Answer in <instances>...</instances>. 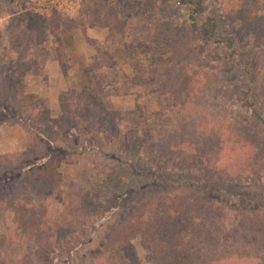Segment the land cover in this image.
<instances>
[{"label":"rangeland","instance_id":"374dc122","mask_svg":"<svg viewBox=\"0 0 264 264\" xmlns=\"http://www.w3.org/2000/svg\"><path fill=\"white\" fill-rule=\"evenodd\" d=\"M106 1L100 6L102 19L120 13L125 43L136 52L134 67L122 52L121 38L86 14L87 7L96 9L93 1L83 0L79 9L67 6V0H0V250L9 251L5 262L106 264L111 239L175 189L201 201V218L182 229L181 241L194 260L236 256L259 261L264 255V169L262 177L251 170L253 151L243 160L225 162L233 174L247 171L240 177L207 174L211 169L201 159L162 162L156 154L166 141L155 140L159 136L153 131L158 113L187 103L190 112L173 115L170 126L193 131L194 123L234 121L231 128L264 151V125L243 101L251 87L264 88V0H188L201 6L194 14L196 32L189 31L190 12L179 0ZM243 4L247 13L232 19L235 24L227 20ZM166 23L169 33L163 31ZM210 37L236 40L235 46L214 44ZM108 41L114 45L106 53ZM144 45L157 52H142ZM116 49L122 56L119 65H112ZM234 51H252L259 85L245 74L239 56L222 62ZM182 80L187 90L194 86L193 95L185 92ZM94 91L104 99L102 105L90 97ZM175 91L180 100L174 99ZM245 161L248 167L241 166ZM40 221L72 227L67 251L60 256L52 250L54 261L50 248L36 244L43 233L32 227ZM42 232L48 237L47 230ZM13 234L19 237L14 245L3 244ZM132 243L139 264H154L140 240ZM171 247L168 243V256ZM69 248L73 255L66 258Z\"/></svg>","mask_w":264,"mask_h":264},{"label":"trees","instance_id":"16d2710c","mask_svg":"<svg viewBox=\"0 0 264 264\" xmlns=\"http://www.w3.org/2000/svg\"><path fill=\"white\" fill-rule=\"evenodd\" d=\"M91 1H93V3L96 5L95 6L96 9H90V7H87L88 9H86V14L90 16H94V20H95L94 22L95 24H98L97 25L98 27L104 26L111 35L112 34L115 35L117 39L121 38L122 44H120V46L123 47L122 52L125 51L128 53V57H130L129 58L130 66L134 67L135 62L132 57H133V53L136 52L132 47H130L127 43H125L124 40L125 32L123 31L124 20L119 19L120 13L115 12L114 14L109 15L108 17H110V20L108 18L102 19V13H100V6L107 1L90 0V2ZM179 1L180 4L185 6L187 10L190 12L189 20L191 26L189 27L190 29L189 31L190 32L198 31L194 14L200 11L201 6L197 3L188 0H179ZM129 8L130 11L133 12L136 10L133 7H129ZM244 13H247L245 4L237 8L235 7L233 14L228 13L227 20L235 24L234 23L235 21L234 20L232 21V19H237L236 17H241L242 14ZM252 16L253 15H251V17ZM254 21L257 22L258 20H254ZM57 26L59 25H56V27ZM116 26H119V28L122 30H118L117 32ZM215 28L216 27L213 26V29L211 31L212 33H215ZM239 29L240 28L235 27L234 31L237 32L239 31ZM169 30L171 31V25L166 23L163 31H165V33H169L170 32ZM213 38L214 37H210L209 40L212 41ZM236 38L238 39L239 37ZM235 41L213 40L214 44H218V45L226 44L227 48L229 49L234 48ZM115 43L118 44L117 41H115ZM113 45L114 43L112 41H108L105 43L104 46L107 49L106 53H109V51L112 50ZM145 49H147L146 53L150 52L155 54V52H157L154 46L146 48V45H144V47L142 48V52H145ZM114 53L110 55V58L112 59L111 64L119 65V58H121L122 53L119 49H116ZM229 55L230 57H228ZM229 55H227L226 59L223 60L222 62L223 63L230 62L234 57L239 56L240 58H242L241 62L244 66L243 71L245 72V74H248L250 80L251 79L253 80L252 83L253 85H259V83L256 82L257 77L254 78V75L256 73L257 63L255 61V56L252 53V51L246 53H238L234 51L232 54ZM244 61H246V63ZM205 73L206 72L202 71L201 74L199 75L202 76V74ZM181 79L182 76H180V80ZM19 80H21V77L19 78ZM185 82L189 83V80L188 81L185 80ZM183 83L184 82L182 80V84ZM200 83L201 81H197L194 83V85L199 86ZM24 86H26L25 81H24ZM24 86H21L19 90L21 91V88ZM183 86L185 88V92L189 91L188 93L190 95H193V91H191L194 90L193 85L190 86L191 89L189 90H187L188 88L185 87L184 84ZM181 92L183 95V91ZM173 96L175 100L177 99L180 100L181 93L179 91H175V94H173ZM90 97L94 100V102L100 105L103 104L104 99L97 91L92 92ZM243 101L246 107L248 108V110L251 112L254 119H256L260 124L264 125V88L263 90H260V87L255 89L251 87L248 93L244 96ZM66 112L67 111L64 110V112L62 113L66 116L67 114ZM187 112L190 111L188 109L187 103H184L181 106H173L168 113L157 114L158 120L154 124L155 130L153 131V133L154 136H159V138L158 139L155 138V140L159 141L161 139H165L166 141V144L160 150L159 154L156 152L157 153L156 155L159 157V159L162 162H165L166 164L167 163L170 164L183 160L186 161L187 159L189 160L192 158H197L208 163L207 166H209L211 171L208 170L207 174H211L212 172H214V174L228 173L235 177L236 176L240 177L239 176L240 174L243 175L247 171L240 170L241 172H236L233 174L228 169L227 160H231L232 157L234 158L238 157L237 159L243 160L246 158L247 154L253 151V154L255 156L251 160L252 161L251 170L254 169L256 174L262 177V174L260 172H262V170L264 169L263 168L264 151H262L263 146L261 147V149L260 148L256 149L254 144L252 143L253 141L252 138L251 140H249V142L245 141L242 137L238 135L240 134V131L237 130L236 132L234 129L235 127L231 128L233 126L232 123H234V121L232 122L230 120H222L220 123L211 125L210 123L208 124L203 119V121L205 122L201 121L203 123L199 127L197 123H194L195 130L193 131L190 127L187 128L186 130H180L181 128L170 126L173 115L177 117L178 116L183 117V115ZM70 114L73 115L74 112ZM187 125L188 123L185 122L184 126ZM188 135L190 137H188ZM238 136L240 139H238ZM133 137H135L134 139L136 141H140L137 139L138 136L134 133H133ZM230 137L235 138V141L229 139ZM229 143L231 144L235 143V144L231 145ZM0 162L3 163V159H0ZM244 163H246V161L241 163V166L248 167L247 165L248 163L246 164ZM225 176L227 178H233L232 176L229 175H225ZM153 202H154L153 203L154 206H150L152 208L146 214H141L139 217L134 219L128 227L124 228L121 232L116 234L114 238L111 239L110 245L112 247V250L110 251V257L108 258L106 264H139L135 256L134 246L132 243V240L135 239L140 240L142 246L151 253L152 261L154 262V264H199L198 262H203V264H264V255L262 258L260 257L258 259L259 261H256L251 257L238 258L236 256L233 257L227 256L224 259H220L218 256H216L212 261H200L198 259L199 257H197L196 260H194V258L191 257L189 245L181 241L183 240L182 238L186 235L185 232H182V229L184 228V226L191 225L192 223L196 225V222L199 220V218H201L198 213V211H202L200 199L194 197L189 193L186 194L182 190L175 189L174 192L166 193L163 197L160 198L158 197ZM73 208L77 210V207H73ZM17 221L19 222L17 223V226L15 228H20V224L22 221L20 219ZM32 228L33 229L35 228L37 230L36 233H43L41 234L43 236L36 237L37 245L43 246L45 250L47 248H50L51 250L50 253L52 254H54L52 250L53 251L58 250L57 252L58 255L60 256L67 251L68 247L66 244V240L69 237V231H71L70 229H72L70 225L64 226V224L62 223L59 224L58 222L56 225H50L49 223L40 221L38 223H35ZM42 229L47 230L46 234H48V237L47 235H44ZM195 232H196V226H194V230H192L191 233L194 234ZM157 233L160 236V240L157 237ZM50 234L52 235L51 237H49ZM16 236H17L16 234H13L11 242H9V240L6 239L3 241V244L8 245L9 243V245L12 247L14 245L13 243L19 238V237L16 238ZM168 243L172 246L171 248H173V252H171L173 254L170 256L166 255L168 249ZM74 248L68 249V253H66L67 256L66 258H68V256L73 255L72 252L74 251ZM8 252L9 251L0 250V264H7L5 260L8 256ZM56 256L57 255L55 254L52 255L50 261H54L56 259ZM58 260L60 261L61 259H57V261ZM94 262H102V261L95 260ZM30 264H33V262L30 261Z\"/></svg>","mask_w":264,"mask_h":264},{"label":"built area","instance_id":"2783aa9c","mask_svg":"<svg viewBox=\"0 0 264 264\" xmlns=\"http://www.w3.org/2000/svg\"><path fill=\"white\" fill-rule=\"evenodd\" d=\"M83 0H67V6L80 7V3ZM80 9V8H79Z\"/></svg>","mask_w":264,"mask_h":264}]
</instances>
